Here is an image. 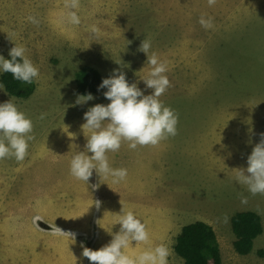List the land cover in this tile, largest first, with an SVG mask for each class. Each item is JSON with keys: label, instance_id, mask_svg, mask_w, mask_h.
Returning <instances> with one entry per match:
<instances>
[{"label": "rangeland", "instance_id": "rangeland-1", "mask_svg": "<svg viewBox=\"0 0 264 264\" xmlns=\"http://www.w3.org/2000/svg\"><path fill=\"white\" fill-rule=\"evenodd\" d=\"M80 5L81 24L72 26L64 0H0V56L7 60L15 44L23 46L40 73L28 99L0 89V104L12 100L32 120L35 136L23 162L0 161V264H92L83 247L97 251L111 242L123 206L147 225L152 246L170 248L169 264H183L174 251L176 237L196 221L214 228L222 264H264V195L253 196L236 180L264 133V0H217L211 7L208 0ZM30 15L38 25L26 19ZM201 16L213 18L214 28L205 30ZM93 25L98 37L90 32ZM146 38L149 54L168 63L172 87L160 100L178 114V135L136 150L125 142L108 153L111 167L127 169L126 181L101 180L95 170L88 183L78 181L70 161L86 151L91 135L82 129L84 115L110 101L105 88L77 104L76 73L89 65L103 81L119 71L150 95L143 80L151 66L138 51ZM239 212L261 221L262 233L247 256L233 248L231 219ZM35 221L43 233L45 223L51 227L40 236L31 228Z\"/></svg>", "mask_w": 264, "mask_h": 264}, {"label": "clouds", "instance_id": "clouds-1", "mask_svg": "<svg viewBox=\"0 0 264 264\" xmlns=\"http://www.w3.org/2000/svg\"><path fill=\"white\" fill-rule=\"evenodd\" d=\"M216 3L217 0H208L210 7ZM80 6V0H64L67 22L72 26L81 24L78 15ZM26 19L32 24H39L35 16L30 15ZM199 23L205 30L214 28L211 17L206 19L201 16ZM90 32L97 37L100 35V29L95 25L91 26ZM151 47L150 39L146 38L138 51L147 55V64L151 66L148 77L143 81L147 88L153 90L152 94L145 95L136 84L130 85L126 75L119 71H114L111 78L103 79L98 90L107 89L104 96L110 103L107 106L97 104L84 115L86 123L82 129L91 135L87 137L86 151L74 155L70 161V175L74 179L88 183L95 170L101 180L111 178L113 184H119L126 181L128 171L126 168L111 167L108 153L118 152L125 142L130 149L136 150L138 147L158 146L162 141L178 135V114L160 100L172 87L166 75L168 63L161 61L155 52L149 54ZM26 52L25 47L15 44L9 53L10 60L0 56V71L10 73L15 80L32 84L38 80L40 73ZM0 89H4L2 83ZM93 99L91 94L81 95L77 104ZM43 118L41 115L40 119ZM33 133L32 120L12 100L0 104V161L15 159L17 163L23 162L29 155L30 142L35 140ZM260 135V143L248 157L247 169L238 170L236 177L237 182L247 186L253 196L264 195V133ZM100 203L95 201V206L99 208ZM242 203H247V199L243 198ZM117 215L120 231L115 234L109 232L113 235L111 242L97 251L82 246L83 257L92 264H169L170 248L163 243L152 246L147 225L133 211H125L123 206L122 214ZM52 231L75 239V234L65 233L58 227ZM133 241L136 242L135 247L132 246ZM140 245L146 247L137 254L127 251Z\"/></svg>", "mask_w": 264, "mask_h": 264}, {"label": "trees", "instance_id": "trees-1", "mask_svg": "<svg viewBox=\"0 0 264 264\" xmlns=\"http://www.w3.org/2000/svg\"><path fill=\"white\" fill-rule=\"evenodd\" d=\"M11 56L7 58L10 60ZM77 93L96 95L102 83L98 70L83 66L75 77ZM0 83L7 94L16 99H28L35 91L32 84L15 80L10 73L2 72ZM235 235L233 248L241 256L252 252L253 241L262 233L260 217L253 212H239L231 219ZM175 253L183 259V264H222L219 242L214 228L206 222L196 221L182 227L174 244Z\"/></svg>", "mask_w": 264, "mask_h": 264}, {"label": "crops", "instance_id": "crops-1", "mask_svg": "<svg viewBox=\"0 0 264 264\" xmlns=\"http://www.w3.org/2000/svg\"><path fill=\"white\" fill-rule=\"evenodd\" d=\"M141 210H142V208L140 209V211H141ZM35 220H36L37 222H42V223H44L43 221H41V220L39 219L38 216L35 217ZM36 221L32 224V227H31V228H33V231H35V232H36L38 235H40V236L43 235V234H46V233L48 232V230H49L48 228H50L51 226H50L48 223H45L46 227H48V228H47V231L45 230L46 233H43V230H44L45 228H43V229H39V228H38V229H37V228H36V226H37V222H36ZM112 226H113V224H112L110 227H112ZM2 227H4V224H3ZM114 227H118V226L115 225ZM95 246H96V237H95V242H94V244H93L92 247H95Z\"/></svg>", "mask_w": 264, "mask_h": 264}]
</instances>
